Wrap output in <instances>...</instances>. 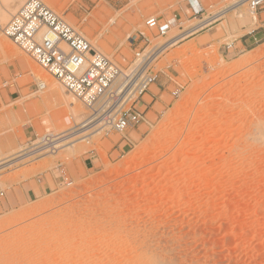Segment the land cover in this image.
<instances>
[{"label":"rangeland","instance_id":"1","mask_svg":"<svg viewBox=\"0 0 264 264\" xmlns=\"http://www.w3.org/2000/svg\"><path fill=\"white\" fill-rule=\"evenodd\" d=\"M25 1L9 2L12 15ZM42 1L122 67L141 34L166 46L224 14L164 50L137 106L144 122L0 171V264H264V41L235 47L262 27L264 8L255 20L249 3L233 9L240 0H199L198 18L188 0ZM152 17L178 28L157 38ZM12 46L0 51L2 163L75 125L65 89L49 78L58 95L40 91L29 61L41 67Z\"/></svg>","mask_w":264,"mask_h":264},{"label":"built area","instance_id":"2","mask_svg":"<svg viewBox=\"0 0 264 264\" xmlns=\"http://www.w3.org/2000/svg\"><path fill=\"white\" fill-rule=\"evenodd\" d=\"M246 2L255 13L264 8V0ZM188 6L194 18L207 12L196 0H188ZM223 14L217 13L209 19H213V24ZM145 25L157 38H164L173 22H161L152 17ZM3 34L81 102L91 114L88 122H98L101 131L123 133L145 121L144 112L137 106L144 101L150 87L158 82L156 65L166 49L164 46L151 47V40L145 34H141L143 47L137 50L128 66L122 67L99 52L42 0H26L3 27ZM64 134L46 133L32 141L31 147L20 155L40 149L39 154L55 153L58 150L56 142ZM1 163L0 171L8 168H1ZM4 196L0 190V199Z\"/></svg>","mask_w":264,"mask_h":264},{"label":"bare ground","instance_id":"3","mask_svg":"<svg viewBox=\"0 0 264 264\" xmlns=\"http://www.w3.org/2000/svg\"><path fill=\"white\" fill-rule=\"evenodd\" d=\"M11 1H12L14 6H18L19 1H21V0H0V51H2L3 53L5 52L6 54H7V52L15 53L14 52L15 50H14V48L12 46V44H13L12 41L9 40L3 34V27H5L4 25H6L8 23L9 17L13 13L11 11H14V10H12L13 9L12 6H11L12 3H9ZM196 1H197L198 4H200V1H198V0H196ZM246 3H247L246 0L240 1L239 3H237L233 7V9H235V8L241 6V5H244ZM21 4H22V2H21ZM253 14H254L255 20H257L256 13L253 12ZM212 20L213 19L200 20L199 23L196 26H194L193 28L185 29L183 31V34L181 33L182 35H177V36L171 37L168 40L166 46H164V48L177 45V42L181 38H183L185 36H188V35H192L195 32H197L198 30H201L202 28L211 25L212 24ZM172 22H173V27L178 28L177 20L172 19ZM3 53H1V54H3ZM42 69L36 67L35 64L33 65L32 62L30 63V61H29L30 74L35 77L37 82H39L38 87H39L40 91H45L46 90V91L50 92L51 93L50 97H54V96L58 95V93L53 92L54 89L55 90L59 89V87H58V85L56 83L57 81L53 77H51V75H49L44 69L43 70ZM49 78L54 80L53 81L55 83V84L53 83L55 85L54 89L51 88L50 85L46 83V81L48 82ZM47 85H49V87ZM62 93L66 97L65 100L67 102H65V103L67 104L68 107H70V115L69 116L71 118V121H74L72 123H74L75 125L72 127V130L69 133H65L64 135H62L60 137L61 139L56 142V144L58 145L57 146L58 150L55 153H46V152H44V153H41V154H39V151H41V149L40 150H35V151H29L28 153H26V155H20V156L15 157L14 159H10V160H8V161H6L4 163H1V165H2L1 168L11 167L13 165H16L18 162H21L24 159H28L30 157L42 156L40 159H43V158H46V157L50 158L51 156L56 155L61 149H65V150H67L69 152V150H73V149H75V147L77 148V146L79 144H81V142H83L84 139L85 140L86 139L90 140V139L94 138V136L96 137V135L98 133H100L101 130H100V126L98 125V122L92 123V124H91V122H88L89 119H87V117H86L87 115H85L86 113L80 107H78V100L75 99L73 96H71L66 91H63ZM37 143L38 142L34 143V145H36ZM71 153H72V151H71ZM51 202H53V201H51Z\"/></svg>","mask_w":264,"mask_h":264},{"label":"crops","instance_id":"4","mask_svg":"<svg viewBox=\"0 0 264 264\" xmlns=\"http://www.w3.org/2000/svg\"><path fill=\"white\" fill-rule=\"evenodd\" d=\"M263 41H264V24L262 25L260 29L254 30L242 36L239 39V41L236 42L235 47H237L238 44L240 43L243 48L249 49V48L254 47L255 45H258L259 43H262ZM44 182L46 183L45 180ZM39 183H42V181L39 180ZM45 185H46L44 188L45 190L50 189L49 184L46 183Z\"/></svg>","mask_w":264,"mask_h":264}]
</instances>
